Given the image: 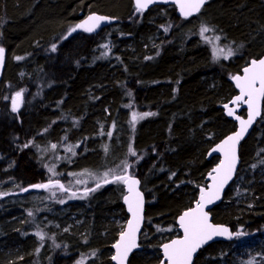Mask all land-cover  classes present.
Instances as JSON below:
<instances>
[{
	"label": "trees",
	"instance_id": "16d2710c",
	"mask_svg": "<svg viewBox=\"0 0 264 264\" xmlns=\"http://www.w3.org/2000/svg\"><path fill=\"white\" fill-rule=\"evenodd\" d=\"M92 12L117 23L62 38ZM200 14L242 44V53L213 63L193 33H176L197 16L183 20L173 6L138 12L132 0H0V47L4 59L11 53L20 60L11 79L4 63L0 80V264H70L81 239L101 254L111 249L120 229L101 218L110 209L127 217L117 183L75 195L65 174L112 165L108 153L128 141L127 129L134 175L145 201H152L145 204L142 249L128 264L159 262V245L173 238L176 217L195 201L217 161L206 160V152L235 128L221 108L236 94L230 79L264 53V0H209ZM256 37L258 50L251 48ZM17 92L24 104L14 112L9 99ZM133 113L149 115L131 124ZM63 143L72 149L57 161ZM50 145L55 151H47ZM239 157L236 177L211 214L241 235L208 245L193 264H264V101ZM45 158L59 164V180L46 181ZM45 182L52 185L42 192L23 191ZM31 194L49 197L42 206L15 202ZM46 242L49 256L39 261L35 251Z\"/></svg>",
	"mask_w": 264,
	"mask_h": 264
},
{
	"label": "snow or ice",
	"instance_id": "6c2138e0",
	"mask_svg": "<svg viewBox=\"0 0 264 264\" xmlns=\"http://www.w3.org/2000/svg\"><path fill=\"white\" fill-rule=\"evenodd\" d=\"M151 2L152 0H136L137 11L142 12ZM204 2L205 0H179V8L181 13L187 17L194 12H199ZM105 19L103 16L90 15L82 23L72 28L71 31L75 32L77 29H82L85 32H92ZM201 31L205 32L208 29L202 27ZM53 50H55V46ZM4 51L0 47V63L3 62ZM220 51L222 52L223 49ZM232 54V51L229 50L225 58ZM232 79L239 89V94L235 96L231 103L234 105H246L248 118L244 120L240 116H236L235 118L240 123V130L212 149L213 152L222 153L224 158L212 170V173H209V178L213 183L208 186L207 190L205 188L200 189V197L196 202L195 208L185 211L179 217V225L184 233L183 238L174 239L170 243L163 245L164 260L167 261V264H192L193 256L197 250L215 237L232 238L233 234L228 228L213 225L209 222L208 213L204 209L206 205L220 199L221 191L228 181L232 179L236 169L238 162L237 145L255 119L261 115V102L264 101V58L251 60L249 65L243 69V75L234 76ZM20 96L21 93L17 92L16 99L12 101V111L14 112L17 110ZM224 107L228 109L229 116L234 115L232 108H229L227 104ZM145 115L149 114L145 113L138 117L137 114L133 113V122L138 118L142 119ZM132 154L135 155L134 152ZM102 183H122L127 186L128 195L124 197V202L128 205V211L132 214V219L127 222V228L120 233L119 240L112 245L115 249V254L111 257L116 264H125L128 254L138 247L137 233L143 219V197L137 189L139 181L128 175H118L114 172L112 173V178L109 179V173L106 172L102 175L101 180L97 182L96 187H101ZM38 187L46 186L40 185ZM60 187L63 188V185H60ZM92 190L94 191L95 189ZM236 235H241V233ZM43 238V235H41L40 239L42 240ZM161 264H164V262L162 261Z\"/></svg>",
	"mask_w": 264,
	"mask_h": 264
},
{
	"label": "rangeland",
	"instance_id": "374dc122",
	"mask_svg": "<svg viewBox=\"0 0 264 264\" xmlns=\"http://www.w3.org/2000/svg\"><path fill=\"white\" fill-rule=\"evenodd\" d=\"M215 21H218V20H215ZM212 23L209 22V19H207L202 14H200L196 17V19L184 21V23H181L180 25H178L176 28V33H181V34L188 33V32L193 33L194 34L193 36H196L197 38H199V40L202 43L206 44L209 47V51L211 53V58H212L213 63L214 62L217 63L223 60H228V59L233 58L234 56L241 54L242 48H243V46H241L242 44L239 45L233 42L232 39H228L224 37L222 34H219L216 29V25L218 23L217 24L215 22L213 24ZM75 26L76 24L71 26V28L68 29V32L64 34L62 38H67L71 36L72 34H74L75 32L79 31L78 29L75 32L71 31V29L74 28ZM202 27H206L208 31L202 32L201 31ZM256 35L257 34H255V36ZM251 41H252L251 48L258 50L257 47L259 46L260 37H256L255 39L253 38L251 39ZM221 49H223L222 52L220 51ZM229 50H231L233 54L225 58ZM19 61L20 60L16 56L12 55L11 53L8 55V57H5L4 63L7 64V67H8L7 69L9 73L8 79L9 78L11 79L14 68L16 67ZM19 93H21V96L19 98L18 109L24 104L23 102L24 94L22 92H19ZM32 98L35 99L33 95H32ZM13 99H16V95H13L11 99H9V105L11 109H12ZM131 115L133 114H130V116ZM132 118L133 116H131V119H130L132 121L131 124H134ZM126 134H128V141L127 142L125 141L126 142L125 143L123 140L122 141L123 144L121 142L117 143L115 146V149H113V151L110 150L108 153L109 156L107 157L108 158L107 161H109L111 158V160L113 161L112 165H109V166L105 165V167L99 171H92V170L84 169V170H78L75 172L73 171V172L66 173L65 175L67 176V180L68 181L70 180V182L66 186V189L73 192L75 195L79 194V195L86 196L89 194L82 193L83 191L80 192V190L89 189L87 187L96 186L97 182L101 180L102 175L106 172L109 173V179L112 178L113 172L118 175L119 174H125V175L129 174V175L135 176L133 172L134 171L133 167L131 165L132 163L130 162L133 157V154H132L133 152L132 138L133 137H132V133L128 129L126 130ZM50 146L47 151H49L51 148H52V151H55L54 150L55 147L53 149V147L52 146L50 147ZM71 149L72 148L70 147L69 144H65V143L61 144L60 149L58 150L59 152H61V154L58 155L57 161L59 159L64 160V158H68V155L70 154ZM49 157L51 158V155H49ZM47 161L48 160L46 158L45 160H42V165L45 166V170H46V178H47L46 181L59 180V178L62 175L61 173L56 172V166L59 164H48ZM217 162H218V158H217L216 163ZM117 185L119 187V190H121L122 192L121 196H123L124 191H123L122 183H117ZM57 189H58L57 187H53L52 192H50L51 190H49L50 195H53ZM48 197L49 195L47 196V195L40 194L38 196V195L31 194L23 198L19 197L15 199V202L17 204L29 203L32 205L42 206L44 204V201L47 200ZM69 200H72V199H69ZM145 204L146 206H150L152 205V201L146 200ZM107 211L108 212H105V214H103L101 218L102 223L106 224V221L112 222L114 224V227L119 228L121 232L123 229V228L121 229V226H124L126 220L125 221L122 220L121 217L118 215V211H116L115 209H110ZM150 222L151 221L149 220L145 224L148 225L150 224ZM84 234L85 233L83 232L80 236H84ZM171 234H173L172 235L173 237L179 235L177 231V227L172 231ZM41 242H43V239L41 240ZM87 242H88L87 240L81 239L80 241H78V243L73 245L72 247L74 249L73 254H75L76 256L70 264H98L104 258L110 259L112 255L111 249L104 250L103 251L104 253L101 254L100 252L96 250L89 249L90 246ZM48 253H50V245L47 242L44 245L43 244L39 245V247L35 251V254L37 256L39 255V261H47V258L49 256Z\"/></svg>",
	"mask_w": 264,
	"mask_h": 264
},
{
	"label": "water",
	"instance_id": "95a60500",
	"mask_svg": "<svg viewBox=\"0 0 264 264\" xmlns=\"http://www.w3.org/2000/svg\"><path fill=\"white\" fill-rule=\"evenodd\" d=\"M206 4H207V0H205V2L203 3V5L201 6L199 12H194V13H192L191 15H189V16L186 17V16H184V15L181 13V11H180V8H179V0H152V2L149 3V4L147 5V7H146L142 12H146V11H148L149 9H151V8H153V7H156V6H173V7L175 8V10H176V14H177L178 17H180V18H182V19H191V18L197 16V15L202 11V9L204 8V6H205ZM132 6H133V8L137 11V9H136V0H132ZM90 15L103 16V17H105L106 19L103 20V21H101V22L99 23V26L96 27L95 30L92 31V32H85V31H83L82 29H78L79 31L85 32V33H87V34H93V33H97V32H99L101 29H103V28H105V27H108V26H110V25H113V24H116V23H117V20H116L115 18L111 17V16L102 15V14H98V13L92 12V13H88L87 15L83 16V17L78 21L77 24L82 23V22H83L85 19H87V17L90 16ZM260 58H264V53H263L261 56L257 57V58H251V59L248 61V63H247V64H246V65L240 70V73L235 74L234 76H237V75L242 76V75H243V69H244L246 66L249 65V62H250L251 60H253V59H257V60H258V59H260ZM3 70H4V59H3V62L0 63V80H1V76H2ZM234 76H233V77H234ZM233 77H232V78H233ZM232 78L230 79V83H231L232 87L234 88L236 94H235L230 100H228L227 102L223 103V104L221 105V108H222V110H223V115H224L229 121H231L232 123H234L235 128H234V130H233L231 133L227 134L226 136L222 137L219 141H217V142H216L213 146H211V147L208 149V151L206 152V155H205L206 160H209V159H211V158H213V157H216V158H218V162H217V163H216V164H215V165H214V166H213V167H212V168L206 173V175H205V177H204L205 184H204V185H201V186L198 187V190H197V196H196L195 201L192 203V205H191L189 208L183 210V211H182V212L176 217V219H175V224H176L177 231H178V234H179V235H178V236H175V237H173V238H171V239H169V240H167V241H164V242H162V243L159 245V248H158V249H159V253H160V260H159V262L156 263V264H161L162 261L164 262V264H167V261L164 260L163 245L166 244V243H170V242H171L172 240H174V239H181V238H183V234H184V233H183V229H182V228L180 227V225H179V217H180L185 211H188L189 209L195 208V206H196V202L199 200V197H200V189H201V188H205V190H207L208 186L212 185V183H213L212 180L209 178V173H212V170H213L215 167H217V166L219 165L220 161H221L224 157H223V154H222V153H220V152H213L212 149L215 148V147H217L219 144H221V143H222L227 137H229V136H231V135H234L237 131L240 130V123H239V121L235 118L236 116H240L241 119H244V120H247V118H248V111H247V106H246V105H243V104H241V105H234V104L231 103L232 100L235 98V96H237V95L239 94V89L236 87V85H235V81H234ZM225 104H227V105L229 106V108H232V109L234 110V115H232V116H229V115H228V109H226V108L224 107ZM18 107H19V101H18ZM18 107H17V110H18ZM17 110H16V111H17ZM242 111H244V115H241V112H242ZM262 111H263V101L261 102V115L255 119V121H254V122L252 123V125L248 128L247 132L245 133V135L243 136V138L239 141V143H238V145H237V156H238V162H237V165H236L235 172H234V174H233V176H232V179L229 180L228 183L224 186V188H223V190L221 191V194H220V199L215 200L213 203L206 205V207H205V209H204V210L208 213L209 222L212 223L213 225H218V226H223V227L228 228L229 231L233 234V235H232V238L229 239V238L222 237V236L215 237L213 240L209 241L207 244H205L204 246H202L200 249L197 250V252H196V253L194 254V256H193L192 264L194 263V260H195V258L197 257V254L199 253V251L202 250V249H204V248H206L208 245H210V244H212V243H215V242H225V243H226V242H233V241L235 240V238H236V233L231 229L230 226L225 225V224H220V223H215V222H213L211 211H212V209H213L214 207L218 206V205L221 203V201L223 200V197H224V195H225L226 190L229 188V186L231 185V183L234 181V179H235V177H236V174H237V172H238L239 166H240V157H239V147H240V144H241V143H242V142H243V141H244V140H245V139L251 134V132L253 131V129H254V127H255L257 121L260 120V118H261V116H262ZM213 174H214V173H213ZM126 175H128V174H126ZM128 176H130L131 178L136 179V180L139 181V184H138V186H137V189H138V191L142 194V197H143V213H142V215H143V219H142L141 224H140L139 232L137 233V244H138V247L134 248V249L128 254V257H127V259H126V261H125V264H128V262H129V258H130V256H131L133 253H135V252H137V251H139V250L142 249V247H141L140 244H139V239H140V235H141V232H142V229H143L144 219H145V216H144V211H145V196H144V193H143V192L141 191V189H140V179H139L138 177H136V176H132V175H128ZM41 185H45L46 187H38V186H40V185L35 184V185H30V186L25 187V188L23 189V191H24L25 193H27V194H30V193H39V192L44 191V190L47 189L48 187H50V186L52 185V183H51V182H45V183H43V184H41ZM122 186H123L124 194H123V196H122V198H121V203H122V206H123V208H124V212H125V214H126V216H127L126 222H125V224H124V226H123V229H122V231H124V230L127 228V222H128L130 219H132V214L128 211V205L124 202V197H125L126 195H128L127 186L124 185V184H122ZM122 231H121V232H122ZM121 232H120V233H121ZM120 233L118 234V236H117L116 240L114 241V243H116V242L119 240V238H120ZM114 243H113V244H114ZM113 244H112V245H113ZM112 245H111V250H112V255H111V257L115 254V249L112 247ZM111 257H110V262H111V264H116V262H115L114 260H112Z\"/></svg>",
	"mask_w": 264,
	"mask_h": 264
}]
</instances>
